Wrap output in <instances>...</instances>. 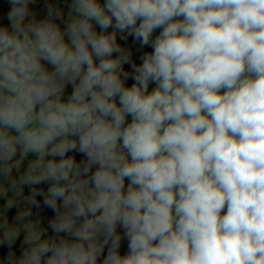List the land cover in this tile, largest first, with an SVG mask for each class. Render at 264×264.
<instances>
[{
    "label": "clouds",
    "instance_id": "9594fccd",
    "mask_svg": "<svg viewBox=\"0 0 264 264\" xmlns=\"http://www.w3.org/2000/svg\"><path fill=\"white\" fill-rule=\"evenodd\" d=\"M3 3L0 264H264V0Z\"/></svg>",
    "mask_w": 264,
    "mask_h": 264
},
{
    "label": "crops",
    "instance_id": "0c3cea01",
    "mask_svg": "<svg viewBox=\"0 0 264 264\" xmlns=\"http://www.w3.org/2000/svg\"><path fill=\"white\" fill-rule=\"evenodd\" d=\"M43 3H44V0H37V4L34 5V7L36 8V10H37V12H38V15H40V16H43V15L45 14V10H44V7H43ZM6 7H7V6L3 3V0H0V11L5 10ZM4 22H6V21H4ZM130 82H131V81H129V83H130ZM70 90H71V89L69 88L68 91L70 92ZM42 214H43L46 218H48V217H50V216L52 215L51 210H48V209H43ZM11 215H13L12 210H11V212H10V216H11ZM46 222H47V219H45V223H46ZM21 239H22V236H21ZM14 248H15L17 254H19V251H20V249H19V241H18L17 244L14 246ZM126 249H127V241H122L121 252L126 251ZM6 252H7V248L0 247V257H2L3 255H5Z\"/></svg>",
    "mask_w": 264,
    "mask_h": 264
},
{
    "label": "built area",
    "instance_id": "2783aa9c",
    "mask_svg": "<svg viewBox=\"0 0 264 264\" xmlns=\"http://www.w3.org/2000/svg\"><path fill=\"white\" fill-rule=\"evenodd\" d=\"M14 212H15V209L12 210V213H13V214H14Z\"/></svg>",
    "mask_w": 264,
    "mask_h": 264
},
{
    "label": "trees",
    "instance_id": "16d2710c",
    "mask_svg": "<svg viewBox=\"0 0 264 264\" xmlns=\"http://www.w3.org/2000/svg\"><path fill=\"white\" fill-rule=\"evenodd\" d=\"M26 192H27V189H26Z\"/></svg>",
    "mask_w": 264,
    "mask_h": 264
}]
</instances>
